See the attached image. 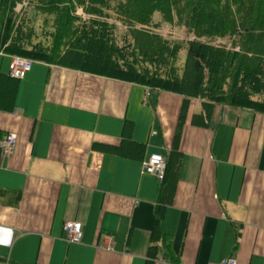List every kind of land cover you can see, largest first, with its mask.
<instances>
[{"label":"crops","instance_id":"0c3cea01","mask_svg":"<svg viewBox=\"0 0 264 264\" xmlns=\"http://www.w3.org/2000/svg\"><path fill=\"white\" fill-rule=\"evenodd\" d=\"M9 63L0 53V139L16 137L0 154V264H146L161 182L141 162L167 158L182 97L40 61L15 80ZM192 100L153 264H264V114L219 104L204 128ZM126 120L136 157L112 150Z\"/></svg>","mask_w":264,"mask_h":264},{"label":"trees","instance_id":"16d2710c","mask_svg":"<svg viewBox=\"0 0 264 264\" xmlns=\"http://www.w3.org/2000/svg\"><path fill=\"white\" fill-rule=\"evenodd\" d=\"M22 2L44 15V25L52 18V31L44 28L51 44L31 41L34 27L15 12ZM160 23L185 28L189 39L165 38L156 31ZM0 51L182 97L146 264L169 244L160 224L181 163L178 141L190 100H200L191 124L204 128L219 104L264 114V0H0ZM131 129L126 120L112 150L136 157L141 144L129 138Z\"/></svg>","mask_w":264,"mask_h":264},{"label":"built area","instance_id":"2783aa9c","mask_svg":"<svg viewBox=\"0 0 264 264\" xmlns=\"http://www.w3.org/2000/svg\"><path fill=\"white\" fill-rule=\"evenodd\" d=\"M2 54L3 52L0 51ZM33 60L18 56L10 55V63L8 66V74L14 79H21L24 77L26 72L30 69ZM16 137L14 134H7L0 139V154L5 157H9L14 153ZM165 173V159L160 154H151L146 159H143L140 167V174H151L154 175L159 181L164 177ZM64 240L68 244H77L81 241L82 224L80 222L71 221L65 222L63 225ZM100 249L112 250L111 239H107V245L100 246ZM213 264H236V259L228 257L223 259L219 263Z\"/></svg>","mask_w":264,"mask_h":264},{"label":"rangeland","instance_id":"374dc122","mask_svg":"<svg viewBox=\"0 0 264 264\" xmlns=\"http://www.w3.org/2000/svg\"><path fill=\"white\" fill-rule=\"evenodd\" d=\"M27 1V0H26ZM26 4L24 2L19 3L15 7V12L17 14V18H21L25 21L26 27L32 25L35 29L36 36H33L32 42L34 43H41L45 45L51 44V40L49 39L48 35L45 36V29L52 31L51 25H52V18L48 21L47 25H44V15L37 16L32 9H29V6H25ZM77 14H81V9H77ZM154 19L158 22H160V16L155 15ZM156 29V28H155ZM124 28L119 29V32H123ZM157 32L161 33L165 38L167 39H189L190 34L187 33L185 28H179L178 26H172L166 23H160L156 29ZM48 32V31H46ZM185 52H181L179 59L177 61V64H180L184 60ZM195 102L196 111L199 112V101L192 100L191 103ZM195 111V112H196ZM196 112V113H197Z\"/></svg>","mask_w":264,"mask_h":264}]
</instances>
